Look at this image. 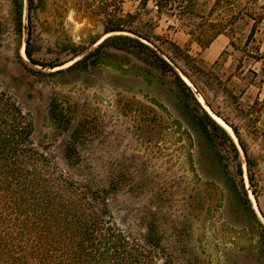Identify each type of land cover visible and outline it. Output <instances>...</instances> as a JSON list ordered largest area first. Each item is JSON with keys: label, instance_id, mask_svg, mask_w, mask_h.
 <instances>
[{"label": "rangeland", "instance_id": "1", "mask_svg": "<svg viewBox=\"0 0 264 264\" xmlns=\"http://www.w3.org/2000/svg\"><path fill=\"white\" fill-rule=\"evenodd\" d=\"M41 1L45 8L29 22L23 0L18 30L11 1L0 0V92L32 122L35 148L73 181L96 189H107L116 181V192L107 195L114 222L144 233L155 214L171 237L168 242L176 245L181 264H264V236L260 237L237 181L240 199L224 178L225 167L232 176L235 168L223 140L214 137L216 148L211 147L194 121L202 117L194 111L192 116L185 114L167 78L146 81L136 75L139 63L129 55L128 43H108L97 53L101 61L97 66L66 71L82 58H73L74 54L91 53L115 34H104V16L80 17L72 8L73 0ZM96 1V9L103 4L112 19L133 16L126 27L136 35H116L156 47L180 76L185 77L180 70L191 75L257 153L246 133L244 113L255 101L261 103L254 118L264 127V0ZM254 23V35L248 38ZM181 53L195 60L207 77L199 78ZM54 97L63 108L76 105L87 123L75 165L64 156L69 131L58 129L49 116ZM202 123L211 135L207 123ZM260 174L255 186L264 212V164ZM243 183L262 221L244 166Z\"/></svg>", "mask_w": 264, "mask_h": 264}, {"label": "trees", "instance_id": "2", "mask_svg": "<svg viewBox=\"0 0 264 264\" xmlns=\"http://www.w3.org/2000/svg\"><path fill=\"white\" fill-rule=\"evenodd\" d=\"M10 1L16 26L21 30L23 0ZM72 2V8L82 18L92 17L94 14L104 16V34L115 35L107 37L91 53L74 54L73 58H82L66 71L97 66L101 62L97 59V53L108 43H128L131 49L129 55L139 63L136 75L146 81L167 78L174 97L185 114L192 116L191 111H194L202 117L194 121L211 147L216 148L214 137L223 140L235 168L232 176L225 167L224 178L230 190L240 199L235 184V180L237 181L253 222L260 231V237H263L264 212L258 204L255 186V177L261 176L260 167L264 164V127H259L254 118V114L262 110L261 103L255 101L244 113V120L247 121L246 133L257 148L255 154L251 145L242 139L238 126L217 111L191 75L180 70L196 89V93L201 95L210 112L229 126L237 144L208 114L191 88L181 79L176 67L164 60L159 51H156V47L153 49L138 39L116 35H136L126 27L128 23L131 25L133 16L120 15L112 19L107 9L102 8L103 4L98 5L96 9V0ZM44 8L41 0L36 3L34 0H27L28 21H31V16L37 10L43 11ZM255 29L254 23L248 38L253 37ZM27 34L30 36L31 32L28 30ZM200 41L201 38L198 39V42ZM206 43L201 47H207L211 42ZM28 47L27 43L25 52L30 58ZM182 56L196 69L199 78L207 77L205 70L195 65V60L186 54ZM62 65L63 63H60L51 68ZM49 116L58 129L69 131L64 156L70 164H77L79 145L87 136L85 119L78 112L76 105L63 108L57 97L51 100ZM202 121L207 123L211 135L206 132ZM32 133V122L10 97L0 92V264H181L176 245L168 242L171 237L159 226L155 214L148 221L144 233L121 228L114 222L107 200L108 194L116 192L118 183L111 181L107 189H96L88 183L67 178L64 173L58 171L50 158L35 148L31 140ZM217 160L221 164L220 151L217 152ZM243 166L250 193L257 202L263 222L252 209L244 189Z\"/></svg>", "mask_w": 264, "mask_h": 264}, {"label": "bare ground", "instance_id": "3", "mask_svg": "<svg viewBox=\"0 0 264 264\" xmlns=\"http://www.w3.org/2000/svg\"><path fill=\"white\" fill-rule=\"evenodd\" d=\"M203 101H202V99H201V103H202ZM206 109H207V107H206ZM212 117H213V119L221 126V127H223L226 131L228 130V128H227V126H226V124L221 120V119H219V118H217L216 116H214L213 114H212Z\"/></svg>", "mask_w": 264, "mask_h": 264}, {"label": "water", "instance_id": "4", "mask_svg": "<svg viewBox=\"0 0 264 264\" xmlns=\"http://www.w3.org/2000/svg\"><path fill=\"white\" fill-rule=\"evenodd\" d=\"M184 78H185V77L181 76V79L185 82ZM185 79H186V78H185ZM185 83H186V82H185ZM204 107H206V106H203V108H204ZM204 109H205V108H204ZM207 109H208V108H207ZM205 110H206V109H205ZM208 111H209V112H208ZM208 111H207V112H208V114L210 115L211 112H210L209 109H208Z\"/></svg>", "mask_w": 264, "mask_h": 264}]
</instances>
